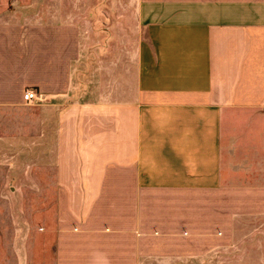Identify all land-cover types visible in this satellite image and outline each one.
I'll return each instance as SVG.
<instances>
[{"label":"crops","instance_id":"obj_1","mask_svg":"<svg viewBox=\"0 0 264 264\" xmlns=\"http://www.w3.org/2000/svg\"><path fill=\"white\" fill-rule=\"evenodd\" d=\"M0 264H264V0H0Z\"/></svg>","mask_w":264,"mask_h":264},{"label":"built area","instance_id":"obj_2","mask_svg":"<svg viewBox=\"0 0 264 264\" xmlns=\"http://www.w3.org/2000/svg\"><path fill=\"white\" fill-rule=\"evenodd\" d=\"M39 98H40V95H39L38 91L36 89H33V88L26 90V92L24 94V99L27 101L37 100Z\"/></svg>","mask_w":264,"mask_h":264},{"label":"rangeland","instance_id":"obj_3","mask_svg":"<svg viewBox=\"0 0 264 264\" xmlns=\"http://www.w3.org/2000/svg\"><path fill=\"white\" fill-rule=\"evenodd\" d=\"M1 243H2V241H1Z\"/></svg>","mask_w":264,"mask_h":264}]
</instances>
